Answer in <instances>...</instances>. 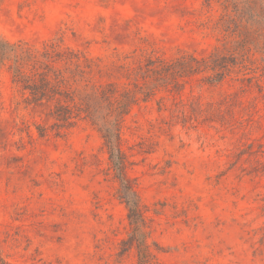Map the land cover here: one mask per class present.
<instances>
[{
    "label": "rangeland",
    "instance_id": "obj_1",
    "mask_svg": "<svg viewBox=\"0 0 264 264\" xmlns=\"http://www.w3.org/2000/svg\"><path fill=\"white\" fill-rule=\"evenodd\" d=\"M222 2L0 0V38L34 47L62 40L105 62L225 54ZM250 61L218 86L202 74L184 86L180 99L207 109L229 97L221 116L174 120L179 98L160 92L125 118L127 174L149 209L157 264H264V62ZM34 123L41 118L1 65L0 264H136L135 250L120 252L127 211L100 133L80 122L65 136L39 137Z\"/></svg>",
    "mask_w": 264,
    "mask_h": 264
},
{
    "label": "trees",
    "instance_id": "obj_2",
    "mask_svg": "<svg viewBox=\"0 0 264 264\" xmlns=\"http://www.w3.org/2000/svg\"><path fill=\"white\" fill-rule=\"evenodd\" d=\"M221 4L218 24L230 43L225 54L218 48L205 56L184 53L172 58L115 54L105 62L62 46V40L34 47L0 38V66L7 64L21 103L41 118L42 123H34L39 137L65 136L80 122L100 133L118 184V199L127 211L129 231L120 242V252L135 250L136 264H157L162 250L156 242L148 243L149 209L127 174L130 162L122 148L121 132L126 116L160 92L179 98L174 103V120L189 123L205 120L209 114L221 116V104H227L229 97L217 108L210 103L207 109L198 98L180 99L184 86L198 74H202L201 83L218 86L231 73L245 69L252 54H259L264 62V0H223ZM245 80L250 83L253 77ZM255 86L262 91L258 82Z\"/></svg>",
    "mask_w": 264,
    "mask_h": 264
}]
</instances>
